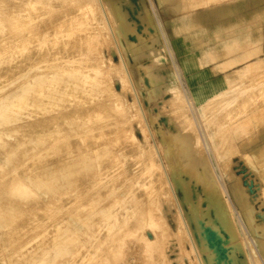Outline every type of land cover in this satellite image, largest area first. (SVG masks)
Segmentation results:
<instances>
[{"label": "rangeland", "instance_id": "374dc122", "mask_svg": "<svg viewBox=\"0 0 264 264\" xmlns=\"http://www.w3.org/2000/svg\"><path fill=\"white\" fill-rule=\"evenodd\" d=\"M0 1H2L0 2V19L5 21L6 31L11 35L16 34L7 21L11 15L4 14L2 11L9 13L14 4L22 5L32 1L34 3L31 8L34 9L30 12L32 18L36 19L35 24L38 26L33 33L37 34L42 30H47V28H56L59 24V26L63 25L62 28L66 31H63V34H66L71 29L66 30L67 27H70L69 23L73 22V20L70 21L73 17L72 32L77 39L78 37L83 39L80 43L86 47V37L87 40L90 37L93 39L90 44L91 47L88 44V48L90 47V55L94 57V64L96 63L97 66L103 67L100 62L109 58L112 65L117 64L119 69L124 68L121 70L127 69L128 74L134 80H138V77L144 76L150 63H139V65L136 61L145 57V44L153 43V54L161 59V69L154 71L162 73L164 70L173 78L175 90L172 93L156 97L146 90L147 92L143 94L142 99V96L138 97L137 102L139 104L136 103L135 106L133 105L134 107H131L133 108L132 111L126 107L124 112L122 111L123 113L120 110H118L120 113L115 110L116 113L114 108L109 106L108 109H100L97 115H92V133L88 135L85 142L92 145L95 150L94 156L100 158V164L108 166V170L110 168L118 169V180L122 178L131 179L136 176V179L139 180L138 184H142L148 181V177L151 178L150 175H152L151 184L157 185L155 187L146 182L149 187L142 191L139 184L138 190L135 192L138 201L137 220L139 223H136V220L130 223L128 232L130 231L131 234L125 237L123 251L102 255L100 264H188L189 262L202 264L198 260L202 258L204 261L208 253L215 254L214 256L210 255L211 260L218 263L221 260L223 262L224 258L225 263L220 262L221 264H264V236L262 235L264 231V0ZM102 8L104 10L101 11ZM82 9L84 10L81 11ZM115 10L120 13L122 20L119 14L116 15ZM80 14L82 15L80 16ZM88 15H91V18ZM84 16L86 17L83 18ZM99 17L102 18L103 25L101 21L97 22ZM41 18L44 20L42 21ZM88 18L93 19V21L90 22ZM79 20L85 22L89 20L87 26L83 25L86 27V30L83 27V33L76 29L79 28L77 26ZM65 24L69 25L66 26ZM97 24L99 25L97 26ZM100 25L102 26L100 27ZM103 34H107L106 37H104L105 35L102 36ZM112 37L118 45V49L115 51L112 50ZM106 38H108L109 47L105 42ZM100 39L106 43L105 46ZM106 46L107 48H105ZM119 47L123 49L121 50ZM97 51L100 55H97ZM108 51L110 56L107 54ZM117 53L119 54L117 55ZM181 53L189 54L196 63V67H209L212 74L222 77L219 79V85L215 88V94L202 103H195L188 91L177 61V55ZM97 56H101V60ZM122 58L124 60H121ZM119 61L122 63L121 66ZM123 61L126 67L123 65ZM232 69L233 71L245 69L246 72H242L234 78L225 79L226 73ZM142 82L145 83L146 78H143ZM108 83L109 86L112 85L111 88L113 87L114 91L118 92V84L115 81L112 84L109 80ZM128 94L126 96L128 103H126L131 102L133 104V99L130 94L129 98ZM112 98L111 100L114 99ZM138 108L144 112L141 111L140 114ZM135 110H137V114L141 115L140 117L138 114V120L142 122L141 125H143V114L149 128L144 123L143 130H138L135 126V129L130 127L131 129L127 133H119L118 130L121 127L128 126L127 123H130L129 113L131 114ZM61 130L66 131L68 127L64 125ZM157 131L160 134L159 132L157 134ZM146 132L148 136H146ZM148 137L152 138H150L151 141ZM176 137L180 141L179 145L184 148L181 150L186 152L187 157L185 159L181 157V150L178 147H173L174 143L172 144L171 140ZM153 139L158 148L159 154L157 156L152 154L155 145ZM111 143L112 145H110ZM78 148V143L72 138L67 146H62L61 150H78ZM106 151H110V154ZM140 154L145 156L141 157ZM121 155H126V158ZM150 155L153 159L149 157ZM128 158H133L132 163L128 161ZM158 160L159 162L162 160V163H159ZM135 162L134 166L129 165ZM122 166L124 169L121 168ZM148 167L149 169L152 167V174L143 175V173H139L148 170ZM121 170L122 172H120ZM2 171H7V168L0 169V172ZM141 174L143 177L138 178L139 175L141 177ZM112 177L117 181V176L113 175ZM8 179L9 177L0 179V226L2 227L0 229V259L6 260V264H30L31 261L34 264H49L46 250L52 248L53 245L49 246V243L54 234V227L50 224H56L57 221L63 224L72 220V218L69 220L63 218L65 216L74 217L76 212L70 211L75 210L64 208L63 205L68 203L72 205L75 200L71 196L73 192H66L69 190L58 187L54 193L48 195L50 198V203H48L49 201L35 200L37 196L42 199V193L24 194L22 191L11 189ZM166 182L171 185L177 201L180 200L178 203L180 202L179 207L183 211L182 217L191 230L193 241L195 238L193 248H191L192 245H189L188 237L184 232L186 229H183L184 225H182L180 216L169 207L168 204L170 203L164 200L165 196L161 193L163 187L164 190L167 188ZM238 186L248 197L251 218L245 216L242 202L239 201ZM85 195H92V193L89 192ZM160 195L163 197H159ZM126 196L128 197L125 195L123 199L127 200ZM58 198L60 200L56 201ZM100 198L104 200L105 204H108L113 201V198L120 201L122 196L115 193ZM234 199L239 201V204L236 202L238 206L235 205ZM50 204H53L54 208H50ZM190 204L195 209V214L189 208L188 205ZM220 211L226 212L229 217L221 218ZM145 217L147 218L145 219ZM241 219L245 220V228L240 223ZM146 220L147 222H145ZM175 223H179V225L177 226ZM93 228H95L94 231L87 223L85 229L83 228L79 232V237L85 244L90 242L92 250L100 251V247L95 248L96 244L92 240L93 233L97 231L96 226ZM178 230L180 231L178 232ZM178 233L182 234V237ZM198 237L200 240L204 238L202 241L204 245L206 244L204 247H207L208 250L212 249L207 251L205 248L204 251L207 254L204 251L205 254L198 252L196 245L197 243L200 244ZM40 238H43L42 245H40ZM254 238L256 241H253ZM47 242L48 244H46ZM31 243L35 245L30 246ZM33 246L35 248H31ZM127 246H132L129 249L130 252L126 250ZM31 250L34 252L30 254ZM88 252L89 247L86 245L85 250L73 264H81L80 261L82 260L86 261ZM223 252H225L226 257ZM196 253L199 255V259ZM225 258L229 261L227 262ZM192 259H195L194 262ZM215 262L212 261L211 263L215 264Z\"/></svg>", "mask_w": 264, "mask_h": 264}, {"label": "bare ground", "instance_id": "6f19581e", "mask_svg": "<svg viewBox=\"0 0 264 264\" xmlns=\"http://www.w3.org/2000/svg\"><path fill=\"white\" fill-rule=\"evenodd\" d=\"M33 3L34 2L32 1H28V2L23 3L22 5L14 4L13 6H11L12 10L9 13L2 11L4 14L11 15V18L7 21L10 24V27H12V29L14 30V32H16V34L15 33L12 35L9 34L6 31V28L4 26L5 21L0 19V169L4 170L5 168H7V171L0 172V179L9 177L8 180L10 181L9 186L11 187V189L22 191L24 194H28L30 192L42 193L43 194L41 195L42 199L39 196H37L35 197L37 198L35 200H44L46 202L50 200V198H48V195L51 193H54L56 191V188L58 187L64 188L65 190H69L66 192H73L71 196L72 198L75 199L74 202H72V205L68 203L67 205H63V207L70 208V209L73 208L75 211H70V212H76L78 214L75 213L74 217L65 216V218L63 219L69 220L70 218H72V220L67 221L63 224H61L58 221L56 224H53V225L50 224V226L54 227V234H53V238L51 239V242L49 243V246L50 245H53V246L51 249L46 250L47 255H48L47 259L49 260V264H73L75 263V260L78 258V256L83 252V250H85L86 245H87L89 247V252L87 253L88 255H87L86 261L79 260L80 262H82L81 264H100L102 255H105L106 253H110V252L111 253H114V252L121 253L123 251V249L125 248V237L131 234L130 231L128 232V230H130V227H129L130 223L134 222L135 220L137 221L136 223H139V221L137 220L138 213H139L138 205H137L138 201L136 199L135 192L136 190H138L137 187H139V184H140V187H142L141 189L143 191L144 188L146 189L147 187H149L146 184V182H148L149 185L152 183L153 179L150 173L151 174L153 173L151 170L153 166L150 165L151 164L150 163V164H147L149 166H152L150 169L148 167V170L144 169L145 170L144 172H139L137 170V172L143 173V175L148 173L151 176V178L148 177V181H145L142 184L141 183L138 184L139 180L136 179L137 177L134 174L132 175L135 177H132L131 179L122 178L118 180V174H119L117 171L118 169L114 170L115 168L114 169L110 168L108 170V166L106 165L103 166L102 164H100V158H97L94 156L95 150L92 147V145L85 142L88 135L92 133V127H93L92 115H97L98 114L97 112L100 109H103V108L108 109L109 106L114 108V111L116 110L117 112H119L118 110L122 112L124 109H126V107L128 110L132 111L133 108L131 107H134L136 103L139 104V102H137V100L139 99L138 98L139 96L140 97L142 96L141 97L142 99L143 94L148 91L153 96L160 97L166 93H172L175 90V84H174V81L171 80V78L166 77L167 76L166 71L162 73L154 71L155 69L159 70L161 59L157 55L153 54V51H154L153 43L145 44L146 53L144 54L145 56L144 58L149 59V63H150V64L148 63L149 68L146 70V73L144 74V76L142 75L138 77V80H134L133 77H131L128 74V72L126 71L127 70L126 68H125L126 70H121L124 68L119 69L117 67V64L112 65V62L110 61L111 59L109 58L107 60L105 59L106 61L104 62L99 61L100 65L103 64L102 65L103 67H100L99 65L98 67L96 63H95L96 65L94 64V60H93L94 57L90 55L91 53L90 44L93 39L89 35L88 37L90 38H88V40L86 37V41H85L87 42L86 47L82 43H80L83 41V39H80L79 37L77 39L76 36L72 32L73 27L71 26H73L72 23L74 22L73 17H71L70 19V21L73 20L72 23H69L70 25L65 24L66 26L67 25L70 26L66 28L67 31L71 28L66 34H63V31H65L62 28L63 25L59 26V24L57 25L56 28L54 27L47 28V30H42L41 32L37 34L33 33L34 29H37L38 27L35 24L36 19L32 18L31 12H30L31 10L34 9V8H31L33 7ZM86 7L88 8V6ZM83 10L84 9H82L81 11ZM102 10L104 9L102 8L101 11ZM86 11H85V14H87ZM97 13L95 14L97 15ZM117 14L120 15L119 12H117L116 15ZM81 15L82 14H80V16ZM88 16L90 17L91 15H88ZM85 17L86 16H84L83 18ZM100 17H99V21L96 20L98 23L100 21L102 23V18L100 19ZM41 20L43 21L44 18H41ZM89 20L90 22L93 21V19L92 20L89 19ZM121 20H122V17H121ZM88 21L85 22V21L79 20V23L78 24L76 23L79 28H76V27L75 28L78 31L83 33L84 28L86 30V27H84L83 25L87 26L89 24ZM103 24L104 22L102 23V25ZM98 25L99 24H97V26ZM102 25H100V27ZM100 27L99 29H101ZM110 30H111V27H110ZM110 30H107V31H110ZM119 30H122V29H119ZM102 33H104V31ZM104 35L105 34H103L102 36ZM106 35L104 37H106ZM113 37H112L113 40L111 41L112 48H113L112 50L115 51L118 49V45H117L116 40H114ZM107 39L108 38H106V41H105L106 43H107ZM105 42H104V46L106 44ZM88 44L90 46L89 48H88ZM108 45L109 44L107 43V46ZM123 45L124 43L122 44V46ZM107 46L105 48H107ZM120 49L122 50L123 48H120ZM97 52H98L97 53L98 55L99 51ZM108 53L109 51L107 52V54ZM118 54L119 53H117V55ZM97 57L99 59L101 56H97ZM121 60H124V59L122 58ZM121 65L122 63L120 64V66ZM123 65L126 67L125 62L123 63ZM242 72H246V70L242 69L240 71H237V70L233 71L232 69L230 72L226 73L224 78L231 79V78H234L236 75H239ZM143 78H146L145 83L142 82ZM109 80L111 81L112 84L114 83V81L118 84V88H119L118 92L114 91L113 87L111 88L112 85L109 86V83H108ZM127 93L131 95V98L133 99V104H131V102L127 104L128 103L126 100ZM130 95H129V98H130ZM111 97H113L114 99L112 98L113 100H111ZM137 110H140V114L144 112L142 111V109H139V108ZM137 110L133 112L134 114L129 113L130 123L129 122L127 123L128 126H126L127 128L125 127L126 129L121 127V129L118 130L119 133L121 132L127 133L130 131L131 128L135 129V126H136V129L140 130L143 128L144 123L148 127L149 124L148 123H147L148 125L146 124L145 121L147 120H145V117L143 114H142L143 125H141L142 122L138 120V116L140 114L138 113L139 114L138 115L136 113ZM125 115L126 114L124 113V116ZM96 120L98 119L96 118ZM64 125L68 127V130L66 131L61 130V127H63ZM158 132L159 131H157V134ZM154 135L156 134L154 133ZM129 136L131 137L132 135H129ZM146 136H148V133ZM72 138H74L75 142L78 143V146H79L78 150L69 149V150L62 151L61 150L62 146L63 145L67 146L70 142V139ZM150 138L148 137V139ZM151 139L149 141H151ZM171 141H172V144L174 143L173 147H178L180 150L184 149L183 146L179 145L180 141L178 137L172 139ZM154 142H155L154 146L151 144L154 148L152 154H155L157 156V154H159L158 148L156 146L155 140ZM102 145H103V142H102ZM110 145H112V143ZM132 145L134 144L132 143ZM98 146L97 148L100 147ZM147 147H148V144H147ZM149 149L151 150V148ZM99 150L101 151V148ZM140 150L141 149H139V151ZM108 152L110 154V151ZM141 152L143 151L141 150ZM133 154L135 153L133 152ZM151 155L149 157H151ZM181 155H182L181 157H183L184 159L187 157L186 152L184 150H181ZM123 156H125L124 158H126V155H123ZM143 156L141 155V157ZM131 160H133V158H130V159L128 158V161H131ZM160 162L162 163V160ZM135 164L136 162L133 164H129V165L132 167ZM123 166L121 168H123ZM133 168L136 169L135 167ZM120 172H122V170ZM113 175L117 176L118 182L114 180V178L112 177ZM139 176L138 178L143 177L142 174H141V177ZM146 180H147V177H146ZM166 183H167V188L166 190H164L165 188L163 187V190L161 191V193L162 195L165 196L164 200L170 203L168 204L169 207L171 209H174V211H176V214L180 216L179 218L183 222L182 225H184L183 229H186V231L184 230L183 231L186 233L185 235L188 237L187 239H188L189 245L190 246L192 245L191 248H193L195 238L193 241V237H191V232H190L191 230H189V227L184 222V219L182 217L183 211H181L182 209H180L181 207H179L180 202L178 203V201L180 200L177 201L175 194H174L175 192H173L171 185L170 184L168 185V182ZM151 185H154V184H151ZM154 186L156 187L157 185H154ZM168 188L170 189L168 190ZM237 190L240 192L239 201L242 202L241 205L245 211V216H247V218H251V210L248 207V203H249L248 197L243 193V190L240 188V186L237 187ZM89 192H91L92 195H85L86 193H89ZM115 193H117V195L122 196V199L120 201L117 199H114L116 198L114 197L112 202L105 204L104 200L100 198L101 196L102 198H105ZM125 195H128V197L126 196L127 200L123 199ZM162 195H160L159 197H161ZM51 196L56 198L54 195H51ZM181 199H182V196H181ZM59 200H60L59 198L56 199V201H59ZM239 201L234 199V203L236 206H238L236 202H238L239 204ZM48 203H50V201ZM188 206L189 208L192 209V212L195 214V209H193L192 205L190 204ZM49 207L54 208V205L50 204ZM157 211L159 212V209ZM219 214L221 218H224V219L229 217L227 213L224 211L223 212L220 211ZM147 217H145V219ZM244 221L242 219L240 220V223L243 226V228H245ZM145 222H147V220ZM87 223L90 224L91 230L95 229L93 228V226L94 227L96 226L97 231L93 233L92 240L96 244L95 248L100 247L99 249L100 251H98L97 249L92 250L90 246V242L85 244L82 242V240L79 237L80 236L79 232L82 231L83 228L85 229V225ZM176 224L177 223H175V225ZM178 225L179 223L177 224V226ZM1 228L2 227L0 226V229ZM179 231L180 230H178V232ZM48 233H52V232H48ZM180 235L182 237V234ZM262 235L264 236V231L262 232ZM42 239L40 240V245H42ZM201 239L204 240V238H201ZM203 240H200L199 238L200 244L198 243L196 244L198 249L195 247L198 250V252L200 251L201 253L205 252L204 251L205 248L207 249V247H204L206 246V244L204 245L202 243ZM253 241H256V239L254 238ZM46 244H48V242ZM32 245H35V244L31 243L30 246ZM31 248H35V247L33 246ZM130 248H132V246H127L126 250L130 252L129 251ZM209 250H212V249H209ZM209 250L207 249V251ZM191 251L193 250L191 249ZM216 251L215 253H217L219 249L217 252ZM33 252L34 250H31L30 254ZM197 253L196 255L199 254ZM224 253L225 252H223V254ZM130 255H128V257H130ZM210 255L211 254L208 253L207 258L204 261L202 260V258H200L202 260L201 261L198 255L197 256L199 259L198 261L202 262V264H212L211 262L212 261L215 262V260H211V256H214L215 254L211 256ZM187 260L189 262V259ZM226 260L227 262L229 261L228 259ZM224 261L225 260L223 258V262L222 260L220 262L225 263ZM220 262L219 263L215 262V264L216 263L221 264ZM31 263L34 264V262L32 261ZM0 264H6V260L0 259Z\"/></svg>", "mask_w": 264, "mask_h": 264}, {"label": "crops", "instance_id": "0c3cea01", "mask_svg": "<svg viewBox=\"0 0 264 264\" xmlns=\"http://www.w3.org/2000/svg\"><path fill=\"white\" fill-rule=\"evenodd\" d=\"M177 61L191 98L195 103H202L215 94V88L220 83L219 79L222 78L220 75L212 74L209 67H196V63L189 54L181 53L177 55ZM148 62L149 59L147 58L136 61L138 64H146ZM166 73V77L173 80L171 75L168 72Z\"/></svg>", "mask_w": 264, "mask_h": 264}]
</instances>
